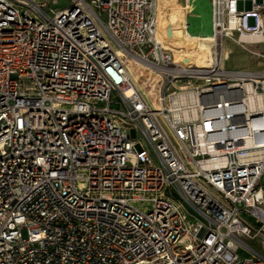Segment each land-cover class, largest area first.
<instances>
[{
	"label": "built area",
	"instance_id": "2783aa9c",
	"mask_svg": "<svg viewBox=\"0 0 264 264\" xmlns=\"http://www.w3.org/2000/svg\"><path fill=\"white\" fill-rule=\"evenodd\" d=\"M209 8L264 40V0ZM154 10L0 0V264H264V66H177Z\"/></svg>",
	"mask_w": 264,
	"mask_h": 264
},
{
	"label": "rangeland",
	"instance_id": "374dc122",
	"mask_svg": "<svg viewBox=\"0 0 264 264\" xmlns=\"http://www.w3.org/2000/svg\"><path fill=\"white\" fill-rule=\"evenodd\" d=\"M65 4L66 0H58L59 6ZM157 6L158 34L167 48L173 51L174 59L181 61L184 66H199L206 69L205 66L213 65L214 58L215 61L219 60L221 52L222 66L226 70L257 71L264 66V57L256 55V52H264V40L237 43L231 39H224L221 45L218 38L216 45L213 44L209 0H158ZM129 65L131 67V62ZM133 74L143 90L149 85L155 87L154 79L148 70H135ZM198 81L200 82L193 79L192 83ZM259 185L264 190V174L261 175ZM135 205L138 208L146 206L139 202ZM242 216L254 224L259 222L256 216L245 210L242 211Z\"/></svg>",
	"mask_w": 264,
	"mask_h": 264
},
{
	"label": "bare ground",
	"instance_id": "6f19581e",
	"mask_svg": "<svg viewBox=\"0 0 264 264\" xmlns=\"http://www.w3.org/2000/svg\"><path fill=\"white\" fill-rule=\"evenodd\" d=\"M157 1L158 0H156V3H155V10H154V16H155V26H156V30H155V36H156V39L159 41V42H161L164 46H165V48H167V45L165 44V42L162 40V38L159 36V30H158V25H157V14H158V6H157ZM211 35H212V42H213V44L215 45V38H214V36H213V34L211 33ZM261 38V36H257L256 38H254V40L256 41V39L258 40V39H260ZM246 39H248L249 41H251V39L249 38V37H243V36H241L239 39H238V41L239 42H241V41H244V40H246ZM253 40V39H252ZM170 48V47H169ZM168 49V48H167ZM169 51H171V55H172V59H173V63H175L177 66H179V67H181V68H188L187 66H184L183 64H182V62L181 61H179V60H175L174 59V56H173V51L171 50V48L170 49H168ZM222 55H223V53H222ZM222 55H221V60H220V63H222L221 61H222ZM214 63H215V58H214ZM214 63H213V65H209V66H212V67H214ZM130 66V65H129ZM131 68V67H130ZM132 71V70H131ZM216 73H218V71L216 72ZM131 74H132V78H133V81L136 83V84H138L139 85V87L141 88V86H140V84H139V82L137 81V78H136V76L133 74V72H131ZM142 89V88H141Z\"/></svg>",
	"mask_w": 264,
	"mask_h": 264
}]
</instances>
